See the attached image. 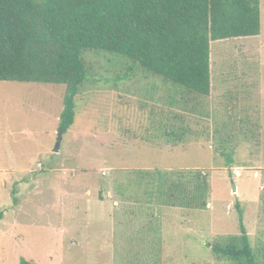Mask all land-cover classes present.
Returning a JSON list of instances; mask_svg holds the SVG:
<instances>
[{"label":"rangeland","instance_id":"rangeland-1","mask_svg":"<svg viewBox=\"0 0 264 264\" xmlns=\"http://www.w3.org/2000/svg\"><path fill=\"white\" fill-rule=\"evenodd\" d=\"M260 19L258 39L213 43L210 99L126 57L86 52L88 80L60 133L64 86L0 82V264H243L211 251L238 243L236 203L264 264V0ZM172 113L197 132L176 147L161 128ZM152 192L190 209L146 208ZM142 209L163 217L144 221ZM179 220L189 228L177 238Z\"/></svg>","mask_w":264,"mask_h":264},{"label":"trees","instance_id":"trees-1","mask_svg":"<svg viewBox=\"0 0 264 264\" xmlns=\"http://www.w3.org/2000/svg\"><path fill=\"white\" fill-rule=\"evenodd\" d=\"M260 32V0H0V82L64 86L59 131L65 133L88 80L84 53L126 57L164 81L209 97L210 44ZM184 120L176 113L166 116L161 124L166 144L176 147L186 136L196 137ZM222 156L230 167L231 155ZM204 185H195L202 198L197 209L206 207ZM235 208L238 243L211 251L218 258L257 264L243 212L238 203ZM19 264L31 263L21 259Z\"/></svg>","mask_w":264,"mask_h":264},{"label":"crops","instance_id":"crops-1","mask_svg":"<svg viewBox=\"0 0 264 264\" xmlns=\"http://www.w3.org/2000/svg\"><path fill=\"white\" fill-rule=\"evenodd\" d=\"M261 36V34L260 35H258V36H255V37H246V38H238V39H258L259 37ZM238 39H236V40H238ZM223 41V40H222ZM248 42V40H246V42H244V43H247ZM213 43L214 42H212L211 44H210V51H211V49H212V45H213ZM248 45V44H247ZM211 68H212V66H211ZM211 91H212V89H211ZM211 91H210V96L212 95V93H211ZM208 97L209 99L211 98V97ZM58 121H59V119H58ZM121 181H123V180H120L118 183H121V184H124L125 182H121ZM110 186V185H109ZM114 190L113 189H108V192H107V195H108V197H112L111 199L112 200H115V198H114V196L115 195H117L116 193H117V191H116V193L114 192ZM158 194L157 193H155V192H152V195L150 196L151 198H148L149 199V204H148V206L146 207V206H141V207H146V208H150L151 206H159L160 208H162L163 206H168V207H173V208H180V209H182V210H187V209H190V207L188 206V204L186 203V204H182V205H178V206H176V204H174L173 205V203H168L167 205H163V203H158V201H157V196ZM169 198H171L170 200H172V199H174V196H173V194L171 195H169ZM124 200H126V201H128V202H130V200L131 199H129V198H125ZM100 201H103V198H101L100 199ZM113 204H114V206H117L118 205V202H116V201H114L113 202ZM138 204V203H137ZM139 206H140V204H138ZM182 206V207H181ZM158 209L159 208H156V210L154 211V212H156V213H158ZM142 211L144 212L143 214H145V220L144 221H147V220H151V221H154L155 219H156V217H163V215H159V214H154V215H151L150 214V212H151V210L150 209H146V210H144V209H142ZM175 212V210L174 209H172L171 210V212ZM170 212V213H171ZM164 217H167V216H164ZM147 222H149V221H147ZM143 226H147V224H144ZM187 226V228H189V225H188V223H185V222H183V225H182V223H180V220L179 221H177V223H176V225H174L173 226V229L175 230V229H177V233H175L176 235H177V238H178V235H179V232H178V230H182L183 232H184V230H186L185 229V227ZM170 228L171 227H169V228H167V230L168 231H170ZM173 229H171V230H173ZM161 237V236H160ZM159 237V238H160ZM173 235H170V236H167L166 237V239H162V238H160L159 239V242H163L164 244L167 242H169V241H173Z\"/></svg>","mask_w":264,"mask_h":264},{"label":"water","instance_id":"water-1","mask_svg":"<svg viewBox=\"0 0 264 264\" xmlns=\"http://www.w3.org/2000/svg\"><path fill=\"white\" fill-rule=\"evenodd\" d=\"M232 193L235 194L236 193V186L234 184H232Z\"/></svg>","mask_w":264,"mask_h":264}]
</instances>
